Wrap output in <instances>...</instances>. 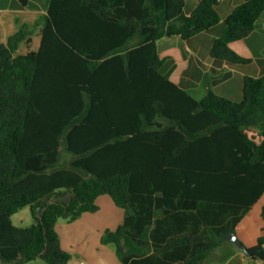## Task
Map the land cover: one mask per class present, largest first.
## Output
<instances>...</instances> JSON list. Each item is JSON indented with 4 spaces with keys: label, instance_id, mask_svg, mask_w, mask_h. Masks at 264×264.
<instances>
[{
    "label": "trees",
    "instance_id": "16d2710c",
    "mask_svg": "<svg viewBox=\"0 0 264 264\" xmlns=\"http://www.w3.org/2000/svg\"><path fill=\"white\" fill-rule=\"evenodd\" d=\"M219 1L188 14L186 0H51L38 51L17 53L28 25L0 43L2 262L69 264L57 222L96 212L104 194L125 210L101 239L124 264H202L234 230L264 190V77L247 76L240 101L196 99L161 72L157 48L218 24ZM263 12L264 0L236 6L212 55L248 62L229 44ZM26 206L33 224L15 225ZM193 221L208 229L188 232ZM248 249L264 264V227Z\"/></svg>",
    "mask_w": 264,
    "mask_h": 264
},
{
    "label": "crops",
    "instance_id": "0c3cea01",
    "mask_svg": "<svg viewBox=\"0 0 264 264\" xmlns=\"http://www.w3.org/2000/svg\"><path fill=\"white\" fill-rule=\"evenodd\" d=\"M50 1L30 0L26 6H23L20 0H0V43H7L9 37L16 33L22 25H28V34L19 44L17 53L38 51L43 37L41 21L48 13ZM200 1L186 0L185 12L189 14ZM243 1L220 0L217 9L221 20L218 24L187 39L182 38L181 35H173L162 37L157 42L160 58H166L161 72L163 74L169 72L170 79L196 99H201L209 90H212L231 100L240 101L243 98L245 78L247 76L264 77V12L257 20L255 29L248 36L229 44L232 50L249 59L248 62L237 63L224 58H216L211 52L214 39L219 37L225 28L227 16ZM198 122L201 124L197 123L195 127L204 123L200 120ZM258 131L257 127H252L248 132L257 135ZM258 138L260 136H257ZM240 174L243 173L239 172L237 179L243 178ZM260 177L263 175L260 174ZM250 187L242 184L238 188L243 192L248 191ZM97 204L99 209L96 212L83 213L78 219L68 221L67 227L65 223L60 224V219L57 222L61 245L72 255L69 264H124L115 248L111 244L102 243L101 239L107 229L114 230L123 222L125 210L118 206L108 194L99 196ZM263 206L264 190L232 230L238 234L247 247H252L257 243L260 230L264 227V220L261 216ZM250 212H255L257 215L250 218ZM230 219L231 215L226 214L225 221L217 222L214 228L228 225ZM206 229L208 225L204 223L187 222V231L190 233H202ZM225 235L223 241L210 252L202 264L209 260L216 250H226L220 253L221 259L227 258L226 263L231 262L237 256L244 260L246 254L243 250L238 246L234 247L235 243L226 239ZM85 243L93 244L91 250L89 246L86 249L87 260L80 259L81 253L79 249L76 250ZM6 263L16 264L15 262Z\"/></svg>",
    "mask_w": 264,
    "mask_h": 264
},
{
    "label": "rangeland",
    "instance_id": "374dc122",
    "mask_svg": "<svg viewBox=\"0 0 264 264\" xmlns=\"http://www.w3.org/2000/svg\"><path fill=\"white\" fill-rule=\"evenodd\" d=\"M256 215H257V213L255 214V212H250L249 217L254 218ZM12 220H13L14 224L17 226H30L31 224H33L34 219L32 216L30 206H26V207L20 209L17 213H15L12 216ZM68 221L69 220L67 218H61L59 222H60V224L65 223L66 224L65 226L67 227L69 225V224H67ZM233 245H234V247L237 246L236 244H233ZM88 246L90 247V250H91L93 247V244L92 243H85L83 246L76 249V250L79 249V251L81 253L80 257H79L80 259L87 260L85 252H86V249L88 248ZM96 248H99V247H96ZM225 251L226 250H222V251L216 250V252H214V254H212L213 256L209 260L205 261L204 264H225L227 262L226 261L227 258L221 259V257H220V255H221L220 253H224ZM97 254H99V252H97ZM223 255H227V254H223ZM0 264H10V263L2 262L0 260ZM26 264H49V263H47L45 260L39 258L36 260L29 261ZM226 264H263V261L260 258H252V257L245 255L244 260H241V258L239 256H237V257L233 258L231 260V262H228Z\"/></svg>",
    "mask_w": 264,
    "mask_h": 264
},
{
    "label": "water",
    "instance_id": "95a60500",
    "mask_svg": "<svg viewBox=\"0 0 264 264\" xmlns=\"http://www.w3.org/2000/svg\"><path fill=\"white\" fill-rule=\"evenodd\" d=\"M71 199V193L68 192L66 195L58 197L57 200L60 201H69ZM225 238L234 242L241 250H243V252L251 257L252 253L249 251L248 247L241 241V239L239 238L238 234L234 231H231L229 233H227L225 235Z\"/></svg>",
    "mask_w": 264,
    "mask_h": 264
}]
</instances>
